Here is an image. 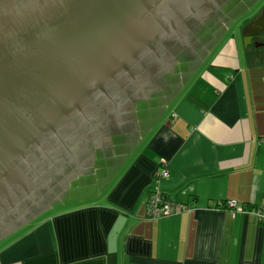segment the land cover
<instances>
[{
    "label": "crops",
    "instance_id": "0c3cea01",
    "mask_svg": "<svg viewBox=\"0 0 264 264\" xmlns=\"http://www.w3.org/2000/svg\"><path fill=\"white\" fill-rule=\"evenodd\" d=\"M252 1L221 10L207 54L142 107L132 137H115L109 158L94 148L90 174L69 184L101 186L105 202L76 206L66 188L0 239V264H264V6L236 25ZM154 190L187 211L149 219Z\"/></svg>",
    "mask_w": 264,
    "mask_h": 264
},
{
    "label": "water",
    "instance_id": "95a60500",
    "mask_svg": "<svg viewBox=\"0 0 264 264\" xmlns=\"http://www.w3.org/2000/svg\"><path fill=\"white\" fill-rule=\"evenodd\" d=\"M192 1L0 0L1 225L7 224L8 212L22 208L26 196L35 195L31 179L43 163L55 159L61 166L62 156L72 158L83 134L96 138L99 102L108 114L110 93L136 78L149 51L163 48L167 31L176 28V12L188 10ZM257 23L264 35V13ZM135 133L134 122L106 141L100 135L95 147L109 158L115 137ZM93 160L94 149L21 225L51 207L72 179L88 176Z\"/></svg>",
    "mask_w": 264,
    "mask_h": 264
},
{
    "label": "flooded vegetation",
    "instance_id": "af4514ba",
    "mask_svg": "<svg viewBox=\"0 0 264 264\" xmlns=\"http://www.w3.org/2000/svg\"><path fill=\"white\" fill-rule=\"evenodd\" d=\"M229 1L231 0H194L192 1L194 5L188 10L176 12L174 23L178 25L167 31L161 42L163 48L159 50L157 47V53L153 54L149 51L141 60L139 71L135 73L136 78L110 93L107 100L110 107L108 114L103 112L104 107H101L99 102L97 110L94 111L97 119L96 122L94 121L96 128L93 134L96 138L92 141L91 138L87 139V134L91 132H86L75 142L72 158L66 154L62 156L61 166H58L59 162L55 159L40 166L38 175H34L31 179L33 184L36 181L33 188L35 195L26 196L21 209L8 212L7 224L0 223V239L19 227L23 220L41 210L50 200L55 185L68 181L79 171L84 158L92 156L100 135L106 141L117 131L130 130L134 120L143 116L141 112L143 106H148L152 102L160 103L163 100V91L176 83L175 75L184 69V65L187 69H191L189 66L192 62L189 58L193 57L192 53L198 55L197 58L207 54L206 48L200 46L201 41L205 37H212L208 32L211 26L209 24L218 22L222 18L220 12L229 5ZM177 26L180 28L179 31ZM117 107L120 109L118 112Z\"/></svg>",
    "mask_w": 264,
    "mask_h": 264
},
{
    "label": "built area",
    "instance_id": "2783aa9c",
    "mask_svg": "<svg viewBox=\"0 0 264 264\" xmlns=\"http://www.w3.org/2000/svg\"><path fill=\"white\" fill-rule=\"evenodd\" d=\"M162 178H166L168 176L167 171H163L160 175ZM227 206L230 208H235L237 210H243V207H238L236 202L229 201L227 202ZM187 207L185 206H177L173 202L169 201L167 197L159 190H154L148 197L146 203L147 217L152 220L169 218L177 215L182 211H187ZM255 214L259 217L260 220L264 221V212L263 211H255Z\"/></svg>",
    "mask_w": 264,
    "mask_h": 264
},
{
    "label": "rangeland",
    "instance_id": "374dc122",
    "mask_svg": "<svg viewBox=\"0 0 264 264\" xmlns=\"http://www.w3.org/2000/svg\"><path fill=\"white\" fill-rule=\"evenodd\" d=\"M240 2H241V0H231V1H229V3L228 4H240ZM264 5V0H253L252 1V3H251V7H250V10L248 11V13L246 14V16L244 17V18H241V19H239L237 22H236V25H237V23H239V22H245L244 20L247 18V17H250V16H255L256 14H258V12H259V10L258 9H260L262 6ZM256 6V7H255ZM251 19V18H250ZM213 23L214 22H212V24H209V25H211V26H214L213 25ZM235 25V24H234ZM209 32H210V30H209ZM197 56L198 55H195L194 57H193V59H197ZM190 61H192V60H190ZM182 71V70H181ZM183 71H184V69H183ZM154 102H152V104H153ZM144 108V107H143ZM93 182V181H92ZM87 183H90V180H87ZM85 186H78L77 185V183L76 184H69L68 186H67V188H70L71 190L69 191V195L70 196H76V197H78L79 195H81V198L80 197H78V198H76L75 197V200H73L74 202H73V204H75L76 206L77 205H84V204H86L87 202H83V201H85V200H87L88 198H91V197H93V196H95V195H98L99 194V199H102L104 202H105V196H103V197H101V186L100 187H94V189H91V190H87L86 188H84ZM79 189V190H78ZM82 191H84V192H82ZM68 196H66V197H64V199L66 200V199H68L67 198ZM80 201V202H79ZM81 202H83V203H81ZM90 202V201H89ZM55 205H61V203H56ZM60 206H58L57 208H59ZM56 210H49V213H54ZM14 234V233H13ZM16 234V233H15ZM14 234V235H15ZM14 235H12L11 237H9V239L10 238H12ZM3 241H6V240H3ZM2 241V242H3Z\"/></svg>",
    "mask_w": 264,
    "mask_h": 264
}]
</instances>
